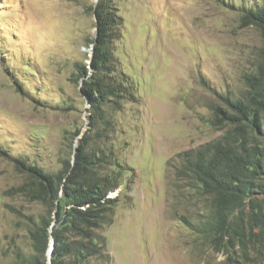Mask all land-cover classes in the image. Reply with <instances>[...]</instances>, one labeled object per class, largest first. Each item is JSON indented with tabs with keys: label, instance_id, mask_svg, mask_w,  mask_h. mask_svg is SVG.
Segmentation results:
<instances>
[{
	"label": "rangeland",
	"instance_id": "1",
	"mask_svg": "<svg viewBox=\"0 0 264 264\" xmlns=\"http://www.w3.org/2000/svg\"><path fill=\"white\" fill-rule=\"evenodd\" d=\"M101 1L0 0V264L36 254L31 232L48 211L21 190L18 163L58 174L97 117L80 70L94 72ZM106 1L118 16L107 82L121 95L87 141L119 187L97 231L110 261L84 264H264V179L220 233L211 198L185 181L181 160L225 135L212 122L220 97L247 93L264 37L243 17L264 0Z\"/></svg>",
	"mask_w": 264,
	"mask_h": 264
},
{
	"label": "trees",
	"instance_id": "2",
	"mask_svg": "<svg viewBox=\"0 0 264 264\" xmlns=\"http://www.w3.org/2000/svg\"><path fill=\"white\" fill-rule=\"evenodd\" d=\"M96 17L98 32L91 64L94 72L90 76L91 72L83 66L80 75L87 79L82 94L97 117L91 121L90 132L81 139L74 163L68 162L58 174L18 163L19 171L28 178L21 190L32 200L45 204L48 211L31 232L36 254L21 258L16 264H84L90 257L110 261L106 241L97 231L114 215L116 200L110 193L117 190L119 183L100 173V164L88 153L87 140L93 130L97 136L102 135L101 126L107 125L102 108L116 104L121 95L117 85L107 82L115 62L113 45L118 35V16L102 0ZM243 21L258 28L264 37V6L247 11ZM245 80L248 91L244 96H221L222 105L212 111L213 125L226 128L225 135L181 156L185 181L211 198L220 233L226 231L229 217L245 201L254 203L252 195L258 189L254 180L264 179V56L257 73ZM63 200L65 207L70 208L55 211L56 203ZM51 239L54 249L49 263Z\"/></svg>",
	"mask_w": 264,
	"mask_h": 264
},
{
	"label": "water",
	"instance_id": "3",
	"mask_svg": "<svg viewBox=\"0 0 264 264\" xmlns=\"http://www.w3.org/2000/svg\"><path fill=\"white\" fill-rule=\"evenodd\" d=\"M53 249H54V240L51 239L50 247H49V250H48L49 262H51V257H52V251H53Z\"/></svg>",
	"mask_w": 264,
	"mask_h": 264
}]
</instances>
